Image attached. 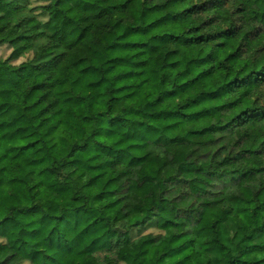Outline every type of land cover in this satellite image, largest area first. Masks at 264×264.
<instances>
[{
  "label": "clouds",
  "instance_id": "obj_1",
  "mask_svg": "<svg viewBox=\"0 0 264 264\" xmlns=\"http://www.w3.org/2000/svg\"><path fill=\"white\" fill-rule=\"evenodd\" d=\"M43 2L52 6L48 13L57 17L58 26L64 22V31L59 32L58 27L59 36L54 38L63 36L61 46L68 43L78 49L88 45L92 39L89 33L98 31L99 7H92L90 0H60L64 7L56 0ZM10 4L11 0H0V16L4 17L0 23L7 25L5 36L13 30L10 19L15 14H10ZM222 9L217 12V18L226 17L221 26L231 27V34L238 42L243 41L241 52H245L255 35L245 39V34L255 27L264 32V0H223ZM43 10L31 12L26 8L23 15ZM81 32L89 39L77 41ZM262 46L264 36L248 54L244 72L250 71V75L231 82L230 75L224 78V87L217 95L228 96L234 102L210 113L220 114L219 119H213L211 131L219 138L213 147L224 146L221 150L227 158L223 164L209 162L205 156L209 146L199 137L186 131L175 133L158 122L154 106L146 102L125 104L122 110L121 101L115 100L110 110H101L103 115L88 113L90 121L82 122L75 136L62 133L56 124L61 115L58 107L63 103L62 97L55 94L57 62L39 72L25 66L26 70L19 73L0 63V79L7 77L6 82H13L18 77L13 91L21 97L32 83L43 80L45 85L40 92L28 94V102L23 105L26 111L22 119L28 134H35L31 138L40 141V151L24 158L30 163V175L14 181L21 185L17 195L0 206V264H154L149 261L152 243H145L152 240L148 233L161 228L179 243L185 239L182 234L192 237L194 229L205 227L198 224L205 212L203 205L216 187L229 180L243 185L233 192L243 195L256 212L254 219L245 224L244 234L264 224V71L260 70L264 68V51H257ZM34 98L40 100L35 109L29 106ZM41 108L47 111L40 112ZM168 122L178 129L194 128L183 120ZM11 138L4 137L0 144L7 145ZM18 151H0V167L15 172L23 155L18 156ZM100 174L101 179L112 180L107 188L98 183L96 177ZM101 192L103 196L98 195ZM183 251L178 248L168 254L176 256ZM222 255L226 262L236 252L225 249ZM157 257L160 264H171L166 257ZM241 258L264 259V253Z\"/></svg>",
  "mask_w": 264,
  "mask_h": 264
},
{
  "label": "trees",
  "instance_id": "obj_2",
  "mask_svg": "<svg viewBox=\"0 0 264 264\" xmlns=\"http://www.w3.org/2000/svg\"><path fill=\"white\" fill-rule=\"evenodd\" d=\"M30 3L35 6L29 7ZM56 3L64 7L60 0ZM222 3L223 0H90L92 7H99L96 37L103 48L77 55V49H73L72 44L61 46L63 36L59 40L54 39L64 31V22L57 25V17L48 13L51 5L43 0H11L10 14H15L10 19L13 30L5 36L7 25L0 23V36L4 37L0 38V48L7 46L11 53L8 58L0 57V63L10 65L14 73H19L26 70L25 66L39 72L41 68L57 62L55 94L62 97L63 103L58 107L61 115L57 116L56 124L61 126L62 133L75 136V129L82 122L90 121L88 113L103 115L101 110H110L115 100L121 101L122 110L125 104L136 106L146 102L154 106L153 114L158 122L165 123L175 133L186 131L188 135L199 137L209 146L205 150L209 162L216 160L223 164L227 158L221 150L224 146L213 147L219 138L211 131L213 119H219L220 114L210 113L234 102L228 96H218L217 93L224 87L225 77L230 75L231 82L251 74L250 71L244 72L248 67L246 60L264 32L255 27L245 34V39L248 35H255L248 42L247 50L241 52L243 41L238 42L237 37L231 34L230 26H221L226 19L224 15L217 18V12L223 11ZM104 4L113 11L101 7ZM135 4L141 8L142 23H137L130 15ZM26 8L31 12H36L37 8L44 10L25 16L23 12ZM193 9L199 11L194 12ZM3 20L4 17L0 16V21ZM76 39L81 41L88 37L81 32ZM117 41L120 43L117 44ZM257 51H264V46ZM260 70L264 71V68ZM28 74L31 80V73ZM89 76H93L95 81L82 86L81 79H88ZM17 79L14 77L13 82H6L7 77L0 79V140L12 137L7 145L0 144V151L19 149L17 155H23L15 172L0 167V191L7 187L18 193L21 185L14 181L27 179L31 172L30 163H25L24 158L40 151L37 147L40 141L31 138L35 134H28L22 119L26 111L23 105L28 102V94L40 92L45 85L43 80L32 83L21 97L13 91ZM113 84L116 85L114 88ZM39 104L40 100L35 98L34 102H29L33 109ZM44 111L47 109H40V112ZM170 120L177 123L183 120L194 128L178 129L174 123L168 122ZM232 162L236 163L234 157ZM102 175L96 179L107 188L112 180L108 177L101 179ZM241 175L247 174L242 172ZM242 186L229 180L222 187H216L203 205L205 212L198 224H203L211 210L223 207L220 216L204 228L194 229L192 237L182 234L185 236L182 243L176 242L164 229L155 228L154 232H149L152 240H145V243H152L149 261L160 264L159 254L171 264H185V261L187 264H264V259L241 258L264 253V224L252 227L248 235L244 234L245 224L254 219L256 212L245 202L243 195L237 196L233 192V189ZM98 195L103 196L104 193ZM173 243L176 246L169 247ZM241 245L244 247L241 248ZM166 247L168 252L175 253L178 248L184 251L169 256L164 251ZM225 249L236 252L226 262L222 255Z\"/></svg>",
  "mask_w": 264,
  "mask_h": 264
},
{
  "label": "rangeland",
  "instance_id": "obj_3",
  "mask_svg": "<svg viewBox=\"0 0 264 264\" xmlns=\"http://www.w3.org/2000/svg\"><path fill=\"white\" fill-rule=\"evenodd\" d=\"M130 15L136 20L137 23H142V13H141V8L138 4H135L132 9L130 10ZM154 19V18H153ZM101 26V24L99 25ZM90 36L92 37L91 40H89L88 45H86L83 48H78L76 50V54L77 55H83L85 53H88L89 50H100V44H97V37H96V33L93 34L91 33ZM89 39V37H88ZM87 39V40H88ZM131 39H134L133 37H131ZM129 39V40H131ZM10 50L7 46L5 47H1L0 48V57L2 58H8L10 56ZM95 81V79L93 78V76H89L88 79L85 77L81 79V85H87L90 82ZM97 92V91H96ZM17 195V192L13 191L12 189H9L7 187H4L1 189L0 191V206H2L7 200H10L12 198V196ZM223 211V207L211 210L210 213L208 214V216L205 218V220L203 221L204 225H207L208 223H210L211 221L217 219L221 212ZM155 229H152L150 232H154Z\"/></svg>",
  "mask_w": 264,
  "mask_h": 264
}]
</instances>
